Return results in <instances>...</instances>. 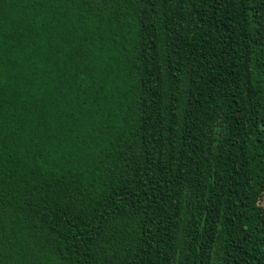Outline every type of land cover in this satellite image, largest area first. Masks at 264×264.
Returning <instances> with one entry per match:
<instances>
[{"label":"trees","instance_id":"obj_1","mask_svg":"<svg viewBox=\"0 0 264 264\" xmlns=\"http://www.w3.org/2000/svg\"><path fill=\"white\" fill-rule=\"evenodd\" d=\"M0 264H264V0H0Z\"/></svg>","mask_w":264,"mask_h":264}]
</instances>
